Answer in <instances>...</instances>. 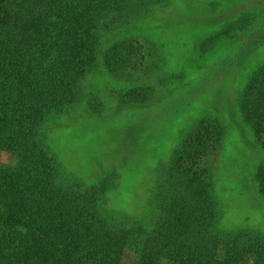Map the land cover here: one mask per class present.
<instances>
[{
	"label": "rangeland",
	"instance_id": "374dc122",
	"mask_svg": "<svg viewBox=\"0 0 264 264\" xmlns=\"http://www.w3.org/2000/svg\"><path fill=\"white\" fill-rule=\"evenodd\" d=\"M110 1L104 18L113 30L97 32L96 59L74 100L36 126V141L1 135L0 221L13 213L23 224L0 226V234L12 243L42 235L30 219L39 214L38 201L51 200L31 192L28 205L24 197L38 179L51 178L70 182L83 204L93 201L120 225L139 219L155 229L165 205L181 214L183 198L191 213L180 218L190 221L204 208L200 192L212 201L209 232L224 240L237 231L264 236V0ZM18 179L28 186L17 190ZM16 195L24 199L19 210L10 207ZM176 247V258L161 264L183 260ZM195 249L186 263H201L205 253ZM216 249L221 262L253 264ZM0 264L15 263L0 257ZM120 264H134L132 252Z\"/></svg>",
	"mask_w": 264,
	"mask_h": 264
},
{
	"label": "trees",
	"instance_id": "16d2710c",
	"mask_svg": "<svg viewBox=\"0 0 264 264\" xmlns=\"http://www.w3.org/2000/svg\"><path fill=\"white\" fill-rule=\"evenodd\" d=\"M101 2L104 6H97ZM113 4L110 0H0V139L2 134L20 133L27 141L31 138L36 141L33 135L36 126L64 103L74 100L80 76L96 59L97 32L104 31L106 35L113 30L107 23L110 18H104ZM246 109L250 108L245 104L241 110L248 115L250 110ZM34 152L41 159L39 150ZM199 158L200 155L196 159ZM46 159L49 158L41 162ZM48 170L47 167L44 170L46 175ZM26 184L18 179L16 189L27 187ZM69 184L51 178L45 182L38 179L28 189L24 197L28 205L32 203L31 192L51 200L49 206L38 201L39 214L30 219L34 232L42 235L30 234L14 245L17 240L12 243L8 236L0 234L2 259L15 264H120L128 251L133 254L134 264H161L163 259L171 262L176 258L172 250L179 245L181 248L176 249L183 254V260L176 261L177 264H189L184 260L189 259L192 247L198 256L205 253L200 264H228L219 260L216 249L219 246H225L227 254H240L253 264H264V236L259 232L237 231L226 240L209 232L214 219L210 210L212 201L200 192L198 200L203 201L204 208H195L198 215L187 217L191 222L180 218L191 213L187 199L183 198L178 206L181 214L165 205L161 226L151 230L145 229L139 219L128 225L108 221L93 201L83 204ZM258 187L264 196V188L259 183ZM23 201L16 195L10 207L16 205L19 210ZM42 221L48 228L45 233ZM22 224V219L13 213L10 221H0V226L6 229ZM177 226L190 229L179 233ZM226 257L229 255L225 260Z\"/></svg>",
	"mask_w": 264,
	"mask_h": 264
}]
</instances>
